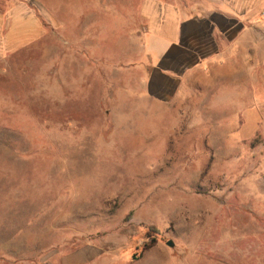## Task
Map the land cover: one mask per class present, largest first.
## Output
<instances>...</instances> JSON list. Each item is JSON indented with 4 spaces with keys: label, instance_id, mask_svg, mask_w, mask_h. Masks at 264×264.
Instances as JSON below:
<instances>
[{
    "label": "rangeland",
    "instance_id": "1",
    "mask_svg": "<svg viewBox=\"0 0 264 264\" xmlns=\"http://www.w3.org/2000/svg\"><path fill=\"white\" fill-rule=\"evenodd\" d=\"M180 1L219 30L151 88L141 0H0V264H264V0Z\"/></svg>",
    "mask_w": 264,
    "mask_h": 264
},
{
    "label": "crops",
    "instance_id": "2",
    "mask_svg": "<svg viewBox=\"0 0 264 264\" xmlns=\"http://www.w3.org/2000/svg\"><path fill=\"white\" fill-rule=\"evenodd\" d=\"M139 14L147 22L142 39L144 51L152 61L149 86L160 78L174 74L172 69L181 61L197 60L198 51L206 53L211 44L208 39L215 30H219L214 11L199 6L189 8L180 0H141ZM4 17L0 13V33ZM11 21L5 42L12 48L42 36L41 24L29 13L15 11L11 13ZM210 55L208 53L201 59H207Z\"/></svg>",
    "mask_w": 264,
    "mask_h": 264
},
{
    "label": "trees",
    "instance_id": "3",
    "mask_svg": "<svg viewBox=\"0 0 264 264\" xmlns=\"http://www.w3.org/2000/svg\"><path fill=\"white\" fill-rule=\"evenodd\" d=\"M148 233H152V234H154L155 236L156 235H159V231L157 230V229H155V228H152V227H150V228H148ZM156 238V237H155ZM156 241V239H152V242H155Z\"/></svg>",
    "mask_w": 264,
    "mask_h": 264
},
{
    "label": "water",
    "instance_id": "4",
    "mask_svg": "<svg viewBox=\"0 0 264 264\" xmlns=\"http://www.w3.org/2000/svg\"><path fill=\"white\" fill-rule=\"evenodd\" d=\"M166 245H167L168 247H172V246H173V243H172L171 241H168V242L166 243Z\"/></svg>",
    "mask_w": 264,
    "mask_h": 264
}]
</instances>
